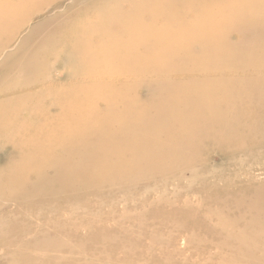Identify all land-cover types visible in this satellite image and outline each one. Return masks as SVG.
<instances>
[{
	"label": "bare ground",
	"instance_id": "obj_1",
	"mask_svg": "<svg viewBox=\"0 0 264 264\" xmlns=\"http://www.w3.org/2000/svg\"><path fill=\"white\" fill-rule=\"evenodd\" d=\"M64 1L66 0H0V154H2L3 156L0 162V195H5L6 193H9V195H15L16 193V195L20 194V196H23V191L27 187L31 186L30 184H33V187H36L38 183L44 184L45 181L42 178V176L45 175L46 171H53V170L55 171L56 168L60 167L61 169H65V172H68L71 168L76 166L75 165L76 159L71 160V159H68L66 156L71 154L73 151L75 152L77 149H79L80 152H84L85 155L92 156L93 154V156L94 155L97 156L94 153L93 149L103 148L105 149V151L107 150L106 155H109V158L112 159L110 162L114 161L115 159L113 160V158H116L121 154L129 155L130 158L127 159L126 161H123L121 164L123 165L127 163L126 167L124 166L125 168H122L121 165L117 166L118 168L120 167V170L125 169L124 173L126 171H127L126 173H128V168L135 170V167L139 164V163L136 164V161H137L135 160L137 158L136 156H143L148 161H153V162L155 161L156 158L157 160L160 159L158 158L157 151H154V149L158 147L154 149L149 148L152 144L157 143L160 146L164 145L165 148L170 147V149L173 150V152L175 151L173 153L170 150L172 152V154L170 155H174L175 153L181 152V149L185 148L187 143L188 145H190L191 144V142L189 143L190 140L192 141V139L193 140L196 139L193 137L195 136L194 135L195 132H199L200 133L199 136L201 134H205L206 136L203 137L205 140L213 141V139L216 140V138H219L218 141H224L226 135L221 131L218 132L219 129L217 130L214 129V124L215 123L218 124L219 120H221L222 118H224V120L225 118L226 120L227 119L229 120V118L232 119V117L236 118L233 113H235V111L237 110V107L236 108L235 106L232 107L231 103L230 105L227 106L230 109V114L226 112V109H228L227 107H225L224 111L223 109L218 110V107H217V109L214 108L215 111L211 113L212 115L210 114L211 116H207L208 113L204 111L195 112V113H191L192 111L191 112L189 111L188 113L187 108H186L187 110L181 109L179 111L177 107L178 110L176 109V111H174L175 107L174 108L171 107L173 100H176L174 101V103L175 102L178 103L179 101L181 102L180 99H185V102L190 103L191 106H193L192 104H194L199 109H202V110L206 109L205 100H204L205 102H203L201 98L200 101L198 102L203 103V105H199V103L195 102V99L199 100V97H197L198 98L197 99L192 96H195L197 93H199L200 96H203V97L205 96L206 98V95L210 93L208 92L209 90L207 91V89H209L208 87H212L210 88L211 90L219 93L220 92L219 91L220 88H218L219 86L214 87V85L215 84L219 85V82L221 80L226 81L227 79V81L229 82L231 81V79L235 81L236 80L235 78H239L241 76L246 77V79L245 78L239 79L242 81L244 80V83L245 82L247 83L246 85L242 83L241 81L240 86L237 84L239 86L238 88L239 91H243V88H245L244 90H246V87L249 86L248 88L249 89L252 88L254 93L262 92L263 95L260 99H261V105L264 106V0H103V1L99 0L98 2L91 1L87 4L85 3L84 6H86L85 7L86 12H84V14L77 16L74 19V21H71V22L64 21V19L62 18V15L64 12H70L73 9H75L76 7L75 4H76V1L78 0H71L70 4L67 7H64L63 9H61L63 7ZM56 11H63V13L59 14V13H56ZM52 12L53 14L50 15V13ZM51 23H55L58 27H61V28L63 27L65 30V33H67V38L62 39L60 42L57 43V45L59 46L58 50L54 49V47H51L53 43L56 42L55 37H54V34H56L55 33L56 30H52L53 32L46 33V34H43V33L38 34L35 31V29H38L40 27H46L48 25H51ZM37 37L39 38V40H37V42L39 41L37 45L28 50L26 48L27 44H29L31 40ZM140 46H142L141 48H143V50L140 48ZM62 58L64 59L62 60ZM209 65L210 66L212 65L214 67V68L209 67V68H212L213 70L216 69V67L218 68L224 67L225 70L220 69L219 71L216 72V70L213 71V70L207 69L206 67H208ZM204 68H205L204 71H200L201 69H204ZM209 76H219L217 78H220L221 80L220 81L218 80V83H215L213 80H212L213 82H211V79L209 78ZM211 78L213 79V77ZM239 80L238 82L236 81L235 82L239 83ZM228 82L226 83L224 82L225 86L227 85ZM210 83H212L213 85L209 86L211 85ZM220 85L222 86V83H220ZM233 85L234 84L232 83H231V86L229 85L231 90L233 89L231 88ZM237 85L235 86L237 87ZM225 86L224 88L221 87L222 92H224L223 89H226V88H227L226 90H229L228 89L229 86L228 87L227 86L225 87ZM226 90L225 92H227ZM229 91L227 93H229ZM247 91L249 92V90H246L245 93ZM253 92H252V95L250 94L251 96H253L254 94ZM249 93H251V90ZM162 94H164L166 97V100L162 102L163 105H159L158 103L159 108L158 109L153 108L152 106H153L154 99L156 98L157 95L162 96ZM168 95H170L169 97H171L170 98L171 100H168ZM229 95H230L229 98L226 95V97L228 98L227 101L234 98L233 96L234 94L232 95L231 91ZM223 96L225 98V94ZM247 96H249V94ZM235 99L237 100L238 98L236 97ZM224 100H223V97H222V100L220 99V101L222 102ZM170 102L172 103L170 104ZM219 102H217V104ZM224 103L226 104V101H224ZM225 104L223 105L225 106ZM252 104L253 103L250 100H248L247 105L243 104V107L246 106L244 112L242 109H240V111H237V112H240L244 114L245 116H247L248 115L247 109H249L252 106ZM175 105L177 104H173V106ZM263 106H260L261 110L264 109ZM155 107H156V104H155ZM207 107H208L207 109H209V105H207ZM192 108L194 109V106ZM198 108H195V110H197ZM220 110L222 112H220ZM226 120L224 121L225 123H226ZM145 124L146 126L148 125L147 128L146 126L144 127ZM212 124H213V127H210ZM222 124L224 123L222 122ZM218 126L220 125L218 124ZM156 128L160 129L161 131L159 133L162 132V134L156 133L158 131L156 130ZM141 129H144L145 133ZM150 132L151 133L154 132V133L151 134ZM163 135L167 137V140L164 142H161L162 140L161 136L163 137ZM221 136L223 137V140ZM119 138L123 140L120 139L122 142L117 143ZM203 138L202 139L198 138L199 141L201 140L200 141L201 144H202ZM159 145H156V146H159ZM193 146L195 147V145ZM189 147L191 150V146ZM186 148H187L186 150H189L188 146ZM160 150L161 149H159V151ZM163 150H162L161 155L164 153ZM171 152L168 151L165 153L169 154ZM6 153L9 155L12 153V156L16 153L19 159L17 162H15L16 160L15 159L14 161L11 162V164H8L7 167L5 166L7 169L5 167H1L2 166L1 164L6 161L5 160V157L7 155ZM165 153L163 155H165ZM194 153L197 154L196 151ZM179 155L177 154V157ZM185 155L187 154H184V156ZM189 155H191V152L187 156ZM184 156L182 157L185 159L186 164L188 165V162L186 159H188L190 156L188 158L187 157L185 158ZM126 158L128 157L126 156ZM165 158H167V156ZM173 158H176V157H173ZM192 158H194L193 155H192ZM100 159H104V157L102 158V151H101L100 157L99 158L97 157V161H99ZM117 159H116L117 164H120V162ZM178 160H179V157H178ZM194 160L196 159L195 158L192 159L193 162ZM105 161L102 163L105 164ZM168 161H171V159ZM185 161L183 160V162ZM159 162L160 161H158V163ZM143 163H145V161ZM113 164L114 163H112V166ZM167 164L171 165V163H167ZM183 164H181L182 167H183ZM80 166L81 164L78 167ZM102 167L103 169H105L104 166ZM152 167L154 169V166ZM152 167L151 168L149 167V168L152 170ZM108 169H109L108 171V175H109V173L111 174V172H110V168ZM168 169H170V167ZM118 170H117V173L120 172ZM134 170H131V171L134 172V174L137 177L138 172H135ZM139 170L140 169H138V171ZM155 170H156V167H155ZM173 170H170V172H172ZM136 171H137V168H136ZM155 172H157V170ZM106 173L107 172L103 170H100L98 173H94V174L86 172L84 177L86 178H88V176H90L91 178L93 177V179L98 183L106 182L108 180ZM150 174L151 173H149V175ZM155 174H158V173H155ZM168 174L170 176V173ZM158 175L160 176V174ZM121 176L123 175H120L119 177L122 178ZM154 176L152 180L154 179ZM33 177H34V180H32ZM162 177L164 178L165 176L162 175ZM125 178H126V175H125ZM131 178H133V176ZM112 179H111V182L113 181ZM119 180L118 182L122 181V180L120 181ZM173 180L175 181V179ZM187 182L189 184V181ZM112 183L114 184V182ZM136 183H137V180H136ZM125 184L126 182L124 183V185ZM129 184H131V182ZM161 184L163 183H160V185ZM120 185H121V182H120ZM152 185H154V183ZM156 186H158V184H156ZM165 186H162V187L164 188L168 187V186L167 187ZM131 188H133V186ZM263 188L261 187L260 189H263ZM176 189L178 188L176 187ZM183 189H178V190L183 191ZM156 190H157V187H156ZM156 190L154 189V192ZM133 192H130V193L128 192V193L131 195L133 194ZM167 192H169V189L167 190ZM124 193H126L125 190L123 194ZM135 194H136V191H135ZM164 194H166V192ZM152 195H153V192H152ZM177 195H179L178 192H177ZM121 196L123 197V195L120 194V197ZM123 198H127V197L124 196ZM183 198L184 197H182L181 199ZM134 199L136 198H133V201ZM141 199H142L141 201L143 202V198ZM210 199L211 198H209V200ZM146 202H144V204H146ZM190 202L191 200L189 201L188 204H190ZM100 203L101 204L99 205H103L102 201ZM127 203H131V202H129L128 200ZM93 205L94 204H92V206ZM251 205L252 204H250V206ZM9 206H10L9 203L6 202L4 204L3 209H8ZM145 207H144V210H145ZM161 207L164 209V206H161ZM186 207L187 206H185V209ZM261 207H263V204L261 205ZM79 208L77 210H81ZM189 209L187 208L186 210H189ZM111 211H112V208H111ZM217 211H219V209ZM104 212L106 211H103L101 214H103ZM156 212L158 213V211ZM164 213H163V216L165 217L166 215H164ZM69 214H72V212ZM261 214H264V212ZM89 215L91 214L89 213ZM98 215H95V216H98ZM63 216L61 215L62 218ZM168 216L170 215L168 214ZM211 216H214V215H211ZM61 217L59 219H62ZM84 217H87V215L83 216V218ZM110 217L112 219V216ZM119 217H122V216H119ZM94 218L97 220L96 217ZM137 218L139 219V217ZM2 220H4V218L0 219V228L6 226L4 225V223H1ZM102 220L104 219H101V222ZM253 220L254 218H252V221ZM90 221H86V223L87 222L91 223ZM47 222H49V220ZM183 222H186V221H183ZM246 223L248 222L246 221ZM212 225L213 224H211V226ZM105 226L106 225L103 226V229L106 230L107 228H105ZM87 227L89 228V226ZM101 227H98V228L101 229ZM187 227H190V226L187 225ZM54 228H51V229H54ZM225 228L226 226L218 227L217 228V230L219 231L218 234L221 232V230L226 231L227 236L225 235H222V236L225 237V240L229 241L228 243L232 245L234 244L236 248L239 249V253L241 254L240 255L241 257H243L242 255H248L247 259H253L250 262V264H264V217H263V220L261 221L259 220L256 221L255 219L254 222H252L251 224H247L243 229L239 231H234L232 230V228L229 231ZM61 229H59L60 232H61ZM89 229L91 230L92 228H89ZM103 229H101V231ZM112 230H109V231H112ZM91 231L93 233V230ZM74 232L75 231L73 229L72 234H74ZM0 234H3V233H0ZM7 234L8 233H6V235ZM69 234L71 233H68V235ZM94 234H97V233H93V235ZM117 234L119 233L117 232ZM87 235H88V232H87ZM98 235L99 234L95 236H98ZM107 235L109 236V234ZM1 236H4V235H1ZM38 236H39V233L37 234L36 237ZM98 237H101V236H98ZM196 237H199V236H196ZM10 238L9 240H11ZM25 238L27 240V237ZM63 238L64 237H62V239ZM89 238H91V236ZM211 238L213 239V237ZM83 240L86 241V239H83ZM111 240H114V239H111ZM27 242L28 240L23 245L26 246ZM34 242H35L34 245H35L36 250H39L40 247H47L52 243L49 240L38 242V239H36ZM219 243L221 242L219 241ZM228 243L226 245L227 247L229 246ZM28 244H30V242ZM87 244L88 243H86V248H87ZM182 244L184 243L182 242ZM203 244H206L205 240ZM23 245L21 246V248L23 247ZM188 245H186V247ZM108 246L107 248H109ZM7 247H10V246H7ZM163 247L162 249L165 248ZM202 247L203 246H201V248ZM222 247H220L221 252L224 251ZM118 249H115V250L118 251ZM203 249H205V247H203ZM108 251L110 250L108 249ZM157 251H160V250H157ZM200 251H202V249ZM219 251L217 252L219 253ZM87 252H91V251H87ZM200 253L201 252H199V256H200ZM210 253H211L210 255H212V252ZM6 254L2 256L0 255L1 256L0 260H5V261L8 260L9 262L10 260L8 259L9 255L7 254L8 255L7 256ZM45 254H47V252ZM174 254H177V250H176V253L174 252ZM14 255H13V259H15ZM85 255L86 254L84 253V255L82 256H85ZM95 255L97 256V254ZM226 255L228 254L226 253ZM17 257L19 258L21 256L17 255ZM74 257L78 258L76 256ZM115 257L116 256H114V261L116 262L117 260L115 259ZM175 257L177 256L175 255ZM181 257H182V254H181ZM241 257H238V259H240ZM153 258L154 256H152V259ZM37 259L39 258L37 257ZM37 259L33 261L34 262L38 261ZM186 259H187V255H186L185 260ZM204 259L206 260L207 257ZM77 260L79 261V259ZM41 261H44V260L42 259ZM11 262L13 263L15 261H11ZM129 262H127V264H129ZM121 263L123 264V262ZM195 263H197V261ZM24 264H26L25 261H24ZM55 264H58L57 261ZM204 264H206V262H204Z\"/></svg>",
	"mask_w": 264,
	"mask_h": 264
},
{
	"label": "rangeland",
	"instance_id": "obj_2",
	"mask_svg": "<svg viewBox=\"0 0 264 264\" xmlns=\"http://www.w3.org/2000/svg\"><path fill=\"white\" fill-rule=\"evenodd\" d=\"M70 1L71 0L64 1L63 7L61 9H63L64 7H67L70 4ZM91 1H97L98 2L99 0H78V1H76L75 9H73L72 11L64 12V13H63V11H56V13H59V14L63 13L62 18L64 19V21H68V22L74 21V19L77 16L84 14V12H86V10H85L86 6H84V5H85V3L87 4ZM100 1H103V0H100ZM51 14H53V12L50 13V15ZM55 25H56L55 23H51V25H48L46 27H40L38 29H35V31L38 34H41V33L46 34V33L53 32L52 30H56L55 31L56 34H54L56 42H54L51 47H54V49L58 50L59 46L57 45V43L60 42L62 39L67 38V33H65V30L63 27L61 28V27H58L57 25L56 26ZM37 40H39L38 37L31 40L29 42V44H27L26 48L29 50L30 48H33L34 46H36L37 43L39 42V41L37 42ZM141 47L142 46H140V48ZM242 48H244V47H242ZM141 49L143 50V48H141ZM63 59L64 58H62V60ZM209 67L214 68L212 65L211 66L209 65L206 68L213 70L212 68H209ZM220 69L225 70L224 67H221V68L216 67V69H214V70H216V72H217ZM204 70H205V68L201 69L200 71H204ZM211 77H213V79ZM214 77H216V78H214ZM217 77H219V76H209V78L211 79V82L214 81L215 83H218V80L219 81L221 80L220 78H217ZM240 78L246 79V77L241 76L239 78H235L236 79L235 81L238 82V80ZM125 79H126V77H125ZM221 81L219 82V85L214 83L215 84L214 87L219 86L218 87V88H220L219 91L222 94L220 92H219L220 93L219 94L216 91L211 90L210 88H212V87H208L209 89H207V88L206 89H207V91L209 90L208 92H210V93L208 95H206V98H205V96L204 97L200 96L199 93L196 94L197 96L196 95L192 96L194 98L199 97V100L195 99L196 103H199L198 101H200L201 98H202L201 100L203 102L206 101L205 102L206 103L205 104L206 109H204V110L199 109L197 106L192 104L194 106V109H193L192 108L193 106H191L190 103H186L185 99H180L181 100V102L179 101L180 103L177 101L179 104L176 102L174 103V101H176V100H173V103L170 102V104L172 103V106L171 105L170 106L173 108L175 107L174 111H176V109L178 107L179 111L181 109L182 110L188 109L187 110L188 113H189V111L190 112L192 111L191 113L204 111V112L208 113L207 116H211L212 115L211 113H213L215 111L214 108L217 109V107H218V110L223 109V111H224L225 107H227L231 103L232 107H234V106H235V108L237 107V110L235 111V113L231 112L234 114V116L236 118L232 117V119L229 118V120L228 119L226 120V118H225L226 123H228V124H226L224 122L225 121L224 118L219 120L218 124L220 126H218L217 123L214 124V129H216V130L219 129L218 132L221 131L226 135L224 141H218L219 138H216V140L213 139V141L205 140L203 138L206 136L205 134H201L200 136H202V137H200L199 136L200 133L195 132L194 133L195 136H193V137L196 139H194V140L192 139L193 142L190 140L189 143L191 142V144L188 145V143H187L185 148L181 149V152L175 153L176 156H175V154L170 155L173 152V150H171L170 147L165 148L164 145L160 146L157 143L152 144L149 148L154 149V148L158 147V148L154 149V151H157L158 158H160L161 160L160 159L157 160V158H156L155 161L153 162V161H148L143 156H136L137 157L135 159V160H137L136 164H138V163L139 164L135 167V170L128 168V173H126L127 171L124 173L125 169L120 170V167L118 168L117 166L121 165L123 161H126L127 159H129L130 158L129 155L121 154L118 157L113 158V160L115 159L114 161H116V159L118 158L117 160L120 162V164H117V161L116 162H114V161L110 162L112 159L109 158V155H106L107 150L105 151V149H103V148H99L100 150L99 149H93L94 153L97 155V156H95V155L93 156V154H92L93 158H92V156L85 155L84 152H80V150L77 149L75 151L76 153L73 151L71 154L66 156L68 159H71V160L76 159V164H75L76 166L71 168L68 172H65V169H61L60 167L56 168L55 171L54 170L53 171H46L45 175L42 176V178L45 181L44 184L38 183L36 185V187H33V184H30L31 186L27 187L23 191V196H20V194L16 195V193H15V195H9V193H6L5 195H0V217L4 218V220H2L1 223H4V225H6V226L0 228L1 229L0 233H3V234H0V255L2 256V255L7 253L9 255L8 259H10L9 262H8V260L7 261L0 260V264H24V261L26 262V264H35V262H36V264L37 263H39V264H44V263L45 264H50V263L55 264L56 261L58 264H60L61 261H62L61 264H81V263L82 264H90V263L91 264H102V263L103 264H105V263L106 264L107 263L108 264H122L121 262H123V264H125V263L127 264V262H129V261H131V262H129V264H153V263L154 264L155 263H157V264H174V262H175V264L176 263L181 264V262H182V264H202V263L204 264V262H206V264H214V263L215 264H250V262L253 259H247L248 255H242L243 257H241L240 256L241 254L239 253V249L236 248V246L234 244L232 245V244L228 243L229 241L225 240V237L222 236V235L227 236L226 231L223 230L225 232L224 233L221 230V232L218 234L219 231L217 230V228L220 226H226L225 229H227L229 231L231 230V228L234 231H239V230L243 229L247 224H251L252 222H254L255 219H256V221L263 220L264 214H261V213L264 212V202H263L264 201V188H263L264 187V109L261 110V107H260V106H263V105H261V99H260L263 94H262V92H255L254 93L252 88L251 89L248 88L249 86L246 87V90H249V92L251 90V93H249L248 91L245 93V91H246V90H244L245 88H243V91H239L238 88H239L240 82L242 80H239V83H236L232 79L229 82L227 81V79H226V81H222V82ZM208 82H210V81H208ZM224 82L225 83L228 82L230 86H231V83L234 84L231 87V88H233L232 90L230 89V86L228 85V83L226 86L227 87L229 86L228 89L232 92V95L234 94L233 99L236 100L235 98L237 97L239 100L237 99L236 101H234L233 99H230L229 101H227V99L230 96L229 95L230 91L226 90L227 89L226 88V89H223L224 92L226 90L227 92L229 91V93L222 92V88H224V86H225ZM220 83H222V86L224 84V86L222 87L220 85ZM242 83H244V80L242 81ZM210 84L211 85H209V86L213 85L212 83H210ZM244 84L247 85L246 82ZM235 85H237V87ZM235 89L236 90L238 89V90L236 91ZM252 92L254 93L253 96H251ZM168 93H170V92H168ZM211 94H212V96H211ZM224 94H225L226 99L223 96ZM237 94H238V96H237ZM248 94H249V96H247ZM259 94H261V95H259ZM226 95L228 96V98L226 97ZM157 96L154 99L155 102L153 101V106H152L153 108H156V109L159 108L158 103H159V105H163L162 102H164L166 100V97L164 94H162V96L159 95L160 97L159 96L157 97ZM169 96L170 95H168V100H171L170 99L171 97H169ZM222 97H223V100L225 99L224 101H226L227 105L224 103V101L223 102L220 101V99L222 100ZM157 98H159V99H157ZM248 100H250L253 104L249 109H247L248 115L245 116L244 114L237 112V111H240V109H242L244 112L246 106L243 107V104L247 105ZM217 102H219V103L217 104ZM184 103L187 105H185ZM144 104H145V102H144ZM155 104H156V107H155ZM173 104H177V105L173 106ZM223 104H225V106ZM199 105H203V103H199ZM207 105H209V109H211V110L207 109L208 108ZM188 107H190L191 109ZM195 108H198V109L195 110ZM201 108H202V106H201ZM221 110H220V112H222ZM226 112L230 114V109L229 108L226 109ZM169 113H170V111H169ZM220 122H221V124H220ZM222 122L224 124H222ZM145 126H146V124L144 125V127ZM147 126H146V128H147ZM224 126H225V128H224ZM210 127H213V124ZM141 130L144 131V129H141ZM156 130H158L157 132L154 131L156 133H159L161 131L158 128H156ZM135 131H136V129H135ZM144 133H145V131H144ZM153 133H151V134H153ZM196 133L198 134L199 137L197 136ZM159 134H162V132ZM197 137L199 139L203 138L202 144L200 143L201 140L199 141V139ZM161 138H162L161 142H164L167 140V137L164 135H163V137L161 136ZM221 138L223 140L222 136H221ZM120 139L121 138H119L117 143L122 142L121 140H123V139H121V140ZM192 143H193V145H195V147L192 145ZM156 145H159V146H156ZM152 146H154V147H152ZM187 146H188L189 150H186ZM189 146H191V150H190ZM159 149H161V150L159 151ZM162 150L164 153L168 152V151L169 152L172 151V152L169 154L167 153L169 155V157H168V155L166 153H165V155H163L164 153L161 155ZM101 151H102V158L104 157V159H100L99 161H97V157L98 158L100 157ZM158 151H159V153H158ZM195 151L197 154L194 153ZM190 152H191V155H189L190 156L189 157L187 155L190 154ZM177 154L178 155L180 154L178 156L179 160H178ZM184 154H187V155L184 156ZM192 155L196 159V160H194L195 163L192 161V159H194V158H192ZM126 156L128 158H126ZM160 156H162L163 158ZM166 156H167V158H165ZM182 156H184L185 158L189 157L188 159H186L188 162V165L186 164V161ZM2 157H3L2 154H0V162H1ZM173 157H176V158H173ZM108 159H110V160H108ZM170 159H171V161H168ZM5 160L6 161L1 164L2 165L1 167H5V166L7 167V165L11 164L12 161L15 160V162H17L19 159H18V155L16 153L13 156L11 153L10 155L9 154L6 155ZM65 160H66V158H65ZM105 160H107V161H105ZM152 160H154V159H152ZM183 160L185 162H183ZM104 161H105L106 165L102 163ZM144 161H145V163H143ZM158 161H160L162 163H160V162L158 163ZM101 163H102V165H101ZM109 163H111V164H109ZM112 163H114L115 165L113 164V166H112ZM167 163H171V165L167 164ZM80 164H81V166L78 167ZM144 164H146L147 166ZM149 164L154 166V169ZM181 164H183V167ZM93 165H95V166H93ZM126 165H127V163H125L121 166H122V168H125ZM176 165H177V167H176ZM102 166H104L105 169H103ZM139 166H140V168H139ZM149 167L150 168L152 167V170ZM155 167H156L157 172H155L156 171ZM159 167H160V169H159ZM169 167H170V169H168ZM108 168H110V172H111V174L109 173V175H108V171H109ZM116 168H117V170L119 169L118 171H120V172L117 173ZM136 168H137V171H136ZM173 168H174V170H173ZM178 168H179V170H178ZM138 169H140V170L138 171ZM100 170L107 172L106 174H107L109 181L107 180L106 182H99L98 183L93 179V177L92 178L90 176H88V178L84 177L86 172L94 174V173H98ZM131 170L138 172L137 177L134 174V172H132ZM153 170H154V172H153ZM158 170H159V172H158ZM170 170H173V171L170 172ZM190 171H191V173H190ZM194 172H195V174H194ZM129 173H131L133 175H131ZM149 173H151V174L149 175ZM153 173L154 174L158 173V174H160V176L158 174H155V176H154ZM168 173H170L171 177L169 176ZM117 174H118V176H117ZM124 174L126 175V178H125ZM120 175H123L124 177L121 176L122 178H120L119 177ZM162 175H164L165 177L163 178ZM132 176H133V178H131ZM153 176H154V179L152 180ZM111 179L113 180L112 182H114L115 185L111 182ZM119 179L122 181H120ZM126 179H128V180H126ZM173 179H175V181ZM32 180H34V177ZM118 180L121 182V185H120V182H118ZM123 180L128 185H126V184L124 185L125 182ZM129 180H130L131 184H129L130 183ZM136 180H137V183H136ZM193 180H194V182H193ZM163 181H165V182H163ZM187 181H189L190 185L188 184ZM108 183L109 184L112 183V184L109 185ZM153 183H154V185H152ZM160 183H163V184L160 185ZM138 184H139V186H138ZM156 184H158V186H156ZM119 185H120V187H119ZM132 186L134 189L131 188ZM155 186L157 187V190H156ZM162 186H165V187L168 186V187L164 188ZM175 186L178 189H183V188L184 189H183V191L178 190V189H176ZM261 187L263 189H260ZM129 188H130V190H129ZM153 188L156 190L155 192H154ZM189 188H191V189H189ZM168 189H169V192H167ZM124 190L126 192V193H124L125 195L123 194ZM149 190L153 192V195H152V192H150ZM135 191H136V194H135ZM128 192L129 193L133 192V194L130 195ZM165 192H166V194H164ZM177 192L179 195H177ZM186 192H188V193H186ZM120 194L123 195V197L124 196L127 197V198H123L121 196L124 202L122 201ZM127 194H128V196H127ZM255 194H256V196H255ZM174 195L176 198L174 197ZM191 195L194 199L191 197ZM186 196H188V197H186ZM209 196H211V197H209ZM162 197H163V199H162ZM179 197H180V199H179ZM182 197H184V198L181 199ZM111 198H112V200H111ZM133 198H136V199H134V201H133ZM141 198H143V202L141 201L142 200ZM209 198H211V199L209 200ZM224 198H226V199H224ZM260 198H262L263 201ZM128 200L131 203H127ZM146 200H147V202H146ZM190 200H191V202H190V204H188ZM206 200H207V202H206ZM101 201L103 202V205H99V204H101L100 203ZM223 201L225 204L223 203ZM6 202H8L10 206L8 207V209H3L4 204ZM144 202H146V204H144ZM176 202H178V203H176ZM227 202H228V204H227ZM240 202H241V204H240ZM258 202H260L261 204ZM139 203H141V204H139ZM213 203L214 204L216 203V204L214 205ZM92 204H94V205L92 206ZM250 204H252L253 206L251 205L252 206L251 207ZM262 204H263V207H261ZM131 205L134 209L131 207ZM145 205H146V207H145ZM161 206H164V209ZM179 206H181L182 208ZM185 206H187L186 209L187 208L188 209L190 208V209L186 210ZM221 206H222V208H221ZM240 206H241V208H240ZM85 207H87V208H85ZM144 207H145V210H144ZM78 208L81 210H77ZM108 208L110 209V211ZM111 208H112V211H111ZM135 208H137V209H135ZM86 209L88 210V212ZM99 209H100V211H99ZM218 209H219V211H217ZM83 211H85V212H83ZM92 211L94 212L95 215L100 214L101 216L100 215L95 216ZM103 211H106L103 213L106 216L101 214ZM140 211H141V213H140ZM156 211H158V213ZM224 211H225V213H224ZM71 212H72V214H69ZM146 212L148 215L146 214ZM161 212H162V214H161ZM89 213L91 215H89ZM119 213H121V214H119ZM163 213H164V215H166L165 217L163 216ZM192 213H193V215H192ZM85 214L87 215V217L83 218V216H86ZM125 214H126V216H125ZM168 214L170 216H168ZM61 215L62 216L64 215L63 216L64 219L61 217ZM71 215H72V217H71ZM81 215H83V216H81ZM211 215H214V216H211ZM243 215L245 217L246 216L247 217L245 218ZM58 216H60L62 219H59L60 217H58ZM110 216H112V219ZM119 216H122V217H119ZM124 216H125V218H124ZM65 217H66V219H65ZM79 217H80V219H79ZM94 217H96L97 220ZM137 217H139V219ZM162 217H164L165 219ZM173 217H175V218H173ZM192 217H193V219H192ZM231 217H232V219H231ZM256 217L259 219H257ZM75 218H76V220H75ZM219 218H220V220H219ZM252 218H254L253 221H252ZM70 219L72 220V222ZM101 219H104V220H102L103 223L101 222ZM108 219H109V221H108ZM141 219H142V221H141ZM48 220H49V222H47ZM86 221H90L92 224L88 223V222L86 223ZM93 221L95 224L93 223ZM125 221H126V223H125ZM155 221H156V223H155ZM183 221H186V222H183ZM246 221L248 223H246ZM24 222L27 224H25ZM39 222H40V224H39ZM68 222H69V224H68ZM77 222H78V224H77ZM217 222L220 224H218ZM36 223H38V224H36ZM50 223H51V225H50ZM52 223H53V225H52ZM209 223H211L213 225L211 226V224H209ZM59 224H61V225H59ZM86 225L89 226V228H92L91 230H93V233H97V234H99L98 236H101V237L95 236L97 234L93 235L92 231ZM91 225H93V226H91ZM104 225H106L105 226V228H107L106 230L103 229ZM187 225L190 227H187ZM46 226H48V227H46ZM160 226H162V227H160ZM239 226H240V228H239ZM70 227L71 228L73 227V228L71 229ZM98 227H101V229H103V230L101 231V229ZM157 227H159V228H157ZM199 227H201V228H199ZM36 228H37V230H36ZM51 228H54V229H51ZM61 228L64 230H62ZM116 228H117V230H116ZM118 228H119V230H118ZM197 228H199V229H197ZM213 228H215V229H213ZM50 229H51V231H50ZM59 229H61V232L62 231L63 232L61 233ZM73 229L76 232V233L74 232V234H72ZM112 229H114L116 231H114ZM190 229H192V230H190ZM56 230H57V232H56ZM66 230H68V231H66ZM70 230H71V232H70ZM95 230H96V232H95ZM109 230H112L115 233L112 231H109ZM97 231L100 233H98ZM103 231H105V232H103ZM175 231H176V233H175ZM87 232H88V235H87ZM106 232H108V233H106ZM117 232L119 234H117ZM6 233H8V234L6 235ZM38 233H39V236H38L39 238L36 237ZM68 233H71V234L68 235ZM77 233H78V235H77ZM91 233H92V235H91ZM182 233H184V234H182ZM194 233H196V234H194ZM30 234H32L33 236ZM40 234L42 237L40 236ZM44 234H46V235H44ZM57 234H59V235H57ZM80 234L81 235L83 234L82 237ZM107 234H109V236ZM1 235H4V236H1ZM188 235H189V237H188ZM195 235L199 236V237H196ZM34 236H35V238H34ZM90 236H91V238H89ZM25 237H27V240H28V242L26 243V246L23 245L27 241ZM62 237H64V238L62 239ZM72 237H73V239H72ZM75 237H76V239H75ZM200 237H201V239H200ZM211 237H213V239ZM9 238L11 240H9ZM36 239H38V242H42L44 240H49L52 243L47 247H40L39 250H36L35 245H34L35 244L34 241ZM83 239H86V241ZM111 239H114V240H111ZM87 240H88V242H87ZM202 240H203V242H202ZM204 240H205L206 244H203ZM186 241H187V243H186ZM219 241L222 244L219 243ZM18 242L20 244L21 243L22 244L20 245ZM29 242H30V244H28ZM182 242L185 245L182 244ZM86 243H88L87 248H86ZM104 243H106V244H104ZM143 243H144V245H143ZM216 243H217V245L219 243L220 246L218 245V247H217ZM227 243L229 244L228 247L226 246ZM74 244H76V245H74ZM102 244H104V245H102ZM193 244H195V245H193ZM22 245H23V247L21 248ZM89 245H91V246H89ZM111 245H112V247H111ZM179 245L181 246V248ZM186 245H188V246L186 247ZM7 246H10V247H7ZM107 246L109 248H107ZM201 246L205 247V249H203V247L201 248ZM17 247H19V248H17ZM162 247L164 249H162ZM220 247H222V249L224 250L223 252H221ZM108 249L111 252L108 251ZM115 249H118V251ZM180 249L183 251H181ZM199 249L200 250L202 249V251H200ZM208 249H210V250H208ZM34 250H35V252H34ZM157 250H160L161 252L157 251ZM176 250H177L178 255L174 254V252L176 253ZM87 251H91L92 254H91V252H87ZM217 251H219V253L220 252L221 253L219 254ZM46 252H47V254H45ZM48 252H49V254H48ZM95 252H97V253H95ZM199 252H201L200 256H199ZM210 252H212V255H210L211 254ZM16 253L18 256H21V257L18 258ZM84 253L86 255L82 256V255H84ZM98 253H99V255H98ZM122 253H123V255H122ZM185 253L187 255L188 260L187 259L185 260V258H186ZM226 253L228 255H226ZM95 254H97V256ZM181 254H182V257H181ZM236 254H238V255H236ZM13 255H14L15 259H13ZM73 255L78 257V258H75ZM175 255L177 257H175ZM191 255H193V256H191ZM114 256H116L115 257V259L117 260L116 262L114 261ZM152 256H154V258L157 260H155L154 258L152 259ZM216 256L219 258V260ZM37 257L40 259V261H39V259H37ZM125 257H126V259H125ZM206 257H207V259L205 260L204 258H206ZM238 257H241V258L238 259ZM25 258H27L29 260H27ZM85 258H87V259H85ZM95 258H97V259H95ZM146 258H148V259H146ZM192 258H194V259H192ZM198 258H200V259H198ZM36 259L38 261L34 262L33 260H36ZM42 259L44 261H41ZM58 259H59V261H58ZM63 259H64V261H63ZM77 259H79V261ZM153 260H155V261H153ZM158 260L161 263H159ZM180 260H182V261H180ZM211 260H212V262H211ZM11 261H15V262L12 263ZM30 261H31V263H30ZM110 261H112V262H110ZM196 261H197V263H195ZM207 261H209V262H207ZM84 262H86V263H84ZM223 262H225V263H223Z\"/></svg>",
	"mask_w": 264,
	"mask_h": 264
}]
</instances>
